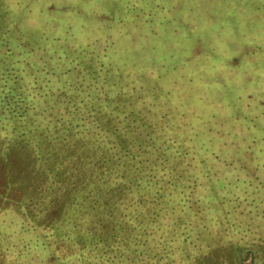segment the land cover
Wrapping results in <instances>:
<instances>
[{"label": "trees", "instance_id": "trees-1", "mask_svg": "<svg viewBox=\"0 0 264 264\" xmlns=\"http://www.w3.org/2000/svg\"><path fill=\"white\" fill-rule=\"evenodd\" d=\"M3 1L0 264H264V166L224 130L155 111L161 75L114 66ZM250 39L238 49H264Z\"/></svg>", "mask_w": 264, "mask_h": 264}, {"label": "rangeland", "instance_id": "rangeland-1", "mask_svg": "<svg viewBox=\"0 0 264 264\" xmlns=\"http://www.w3.org/2000/svg\"><path fill=\"white\" fill-rule=\"evenodd\" d=\"M3 3L12 10L13 7L32 10V16L27 17L29 23L40 25L44 21L57 33L66 35L69 29L71 36H68L75 47L94 50L100 56L107 54L110 56H106L107 60L111 59L114 66H128L131 73L135 66L137 72L145 71L148 76L161 75L156 80L161 87L156 102L162 108L156 106L155 111L180 112L182 119L186 118L185 124L194 125L191 128L205 130L214 125L212 129L224 130L229 143L240 142L244 156H252V162L264 166V49H238L252 37L264 41V7H261L264 0H4ZM163 4L169 10L162 9ZM164 17L166 21L172 20L160 26ZM186 20L194 25L192 34ZM157 23L159 35L151 34L149 29ZM218 32L222 39H217ZM200 36L214 44L218 42L215 44L218 49L206 53ZM189 75L194 76L191 81ZM215 75H219L218 83ZM206 88L208 93L203 92ZM202 96L209 101L201 100ZM232 114L244 121H233ZM160 116L158 113L156 119L160 120ZM217 125L225 129L216 128ZM235 135L238 137L234 138ZM218 145L217 151L229 157L237 151L233 145L231 149ZM261 171L264 175V167ZM6 220L21 219L10 212ZM15 229L14 236L20 235Z\"/></svg>", "mask_w": 264, "mask_h": 264}]
</instances>
